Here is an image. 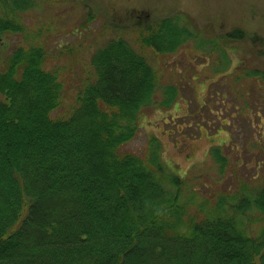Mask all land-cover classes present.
<instances>
[{
  "label": "trees",
  "instance_id": "1",
  "mask_svg": "<svg viewBox=\"0 0 264 264\" xmlns=\"http://www.w3.org/2000/svg\"><path fill=\"white\" fill-rule=\"evenodd\" d=\"M33 1L0 0V37L23 30L18 13ZM149 17L150 10L133 15L132 24L136 40L155 53L174 52L196 35L180 13ZM247 36L234 27L219 39ZM43 59L41 44L17 47L0 68V264H264V180L250 192L219 196L184 223L181 179L172 191L162 185L157 144L148 160L155 169L121 151L158 81L142 52L121 36L109 38L91 54L90 77L74 104L58 115L51 111L62 84ZM246 75L264 83V69ZM176 99V88L166 86L167 112H177ZM219 147L210 153L222 170L227 156Z\"/></svg>",
  "mask_w": 264,
  "mask_h": 264
},
{
  "label": "rangeland",
  "instance_id": "2",
  "mask_svg": "<svg viewBox=\"0 0 264 264\" xmlns=\"http://www.w3.org/2000/svg\"><path fill=\"white\" fill-rule=\"evenodd\" d=\"M146 10L152 21L180 13L181 22L196 35L174 52L155 53L136 40L133 29V15L146 16ZM18 14L24 28L3 36L0 68L15 48L43 45L42 66L55 71L62 84L61 102L52 115L65 113L74 104L77 91L90 77L91 54L109 38L123 37L153 65L158 81L152 103L141 108L135 135L120 149L137 154L155 169L148 160L157 144L162 185L172 191L173 179H181L184 223L189 216L200 218L219 196L240 188L250 192L262 184L264 83L246 71L264 69V0H34ZM234 27H242L248 36L232 42L219 39ZM253 34L256 41L250 38ZM216 40V46L209 42ZM169 85L176 88L174 113L161 104ZM232 103L238 106H228ZM228 112L231 117L238 114L231 118ZM218 143L227 156L222 170L210 153ZM260 224L252 222L253 230Z\"/></svg>",
  "mask_w": 264,
  "mask_h": 264
},
{
  "label": "water",
  "instance_id": "3",
  "mask_svg": "<svg viewBox=\"0 0 264 264\" xmlns=\"http://www.w3.org/2000/svg\"><path fill=\"white\" fill-rule=\"evenodd\" d=\"M0 42H1V38H0Z\"/></svg>",
  "mask_w": 264,
  "mask_h": 264
}]
</instances>
